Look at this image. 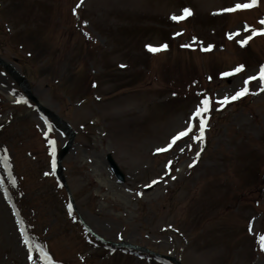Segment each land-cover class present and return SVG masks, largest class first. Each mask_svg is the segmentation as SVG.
<instances>
[{"label":"rangeland","instance_id":"rangeland-1","mask_svg":"<svg viewBox=\"0 0 264 264\" xmlns=\"http://www.w3.org/2000/svg\"><path fill=\"white\" fill-rule=\"evenodd\" d=\"M83 1L0 0V264H264V0Z\"/></svg>","mask_w":264,"mask_h":264},{"label":"snow or ice","instance_id":"snow-or-ice-1","mask_svg":"<svg viewBox=\"0 0 264 264\" xmlns=\"http://www.w3.org/2000/svg\"><path fill=\"white\" fill-rule=\"evenodd\" d=\"M258 6V0H249V2L247 3H237L235 4L234 6L232 7H228V8H225L223 11L224 12H236V11H243V10H249V9H252L254 7ZM191 15V12L189 9H184L183 10V15L182 16H173L171 17V19L173 20H181V19H184L186 16H190ZM259 23L261 25H264V19L260 20ZM246 31H248L249 29L245 28ZM251 31V35L248 36L246 39H244L243 41H241V46H243L244 44H246L248 42V40H251L254 36L256 35H264V28H261L259 30L253 28L250 30ZM229 39H232V36L230 35L228 37ZM162 47H167L166 45L162 46ZM210 47L209 46V50H210ZM148 50L150 52H156L158 51V49H155V48H152V47H148ZM242 70V66L241 67H237L236 69H234V72L233 73H224L223 75L224 76H229V75H232L236 72H240ZM252 80H259L260 82V87H259V91L261 92H264V66H261L260 67V70H259V73L257 76H253V77H250L248 80H245L244 81V87L237 91L233 96L231 97H224L223 100H220L218 101L217 103L220 104L221 106L223 105H226L228 103H230L231 101H235L237 99H240L241 97L243 96H246L249 93V89H248V85L250 83V81ZM252 95H256L258 93H251ZM18 103L20 101H17ZM209 108H210V101L208 98H203L199 101V104L196 106L194 112L192 113V115L189 117V123L186 127L185 130L183 131H180L178 134H176L172 141L170 142L169 144V147L172 146V144H175L179 139L183 138V137H186V136H189V133H193L192 135V139L194 140H199V141H203L204 139V132H205V128H206V119H205V116L206 114L208 113L209 111ZM198 120L199 121V124H198V127H199V134H195L194 133V129H193V123L194 121ZM50 144H54V141H49ZM167 149L165 148H160L158 149V151L160 152H163V151H166ZM53 154H54V150H53ZM53 167H54V164H53ZM45 175H48V173H45ZM153 183H156V181H153ZM25 243H27V240H25ZM260 245H261V250L264 251V236H261L260 237ZM44 255V258L47 262V264H52L51 260L47 257L46 254H43ZM29 260L32 259V257L29 255Z\"/></svg>","mask_w":264,"mask_h":264},{"label":"water","instance_id":"water-1","mask_svg":"<svg viewBox=\"0 0 264 264\" xmlns=\"http://www.w3.org/2000/svg\"><path fill=\"white\" fill-rule=\"evenodd\" d=\"M110 164H111L112 168H114V170L116 171V173H118V168L115 167L114 163L111 160H110Z\"/></svg>","mask_w":264,"mask_h":264}]
</instances>
